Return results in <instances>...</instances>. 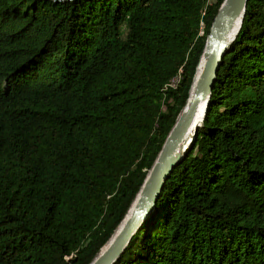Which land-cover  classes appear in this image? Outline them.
<instances>
[{
	"label": "trees",
	"instance_id": "obj_1",
	"mask_svg": "<svg viewBox=\"0 0 264 264\" xmlns=\"http://www.w3.org/2000/svg\"><path fill=\"white\" fill-rule=\"evenodd\" d=\"M223 2L0 0V264L93 262L186 107ZM227 51L116 264H264V0Z\"/></svg>",
	"mask_w": 264,
	"mask_h": 264
},
{
	"label": "water",
	"instance_id": "obj_2",
	"mask_svg": "<svg viewBox=\"0 0 264 264\" xmlns=\"http://www.w3.org/2000/svg\"><path fill=\"white\" fill-rule=\"evenodd\" d=\"M247 6L248 0H224L211 27L201 58L205 60L204 68L194 79L185 109L168 135L128 214L91 264H116L143 223L155 211L157 200L167 179L181 162L196 137L198 127L202 124L195 125V118L202 103H205L204 120L219 67L228 52L227 48L241 29ZM239 19L241 25L234 32ZM192 127H195V131L190 136Z\"/></svg>",
	"mask_w": 264,
	"mask_h": 264
},
{
	"label": "bare ground",
	"instance_id": "obj_3",
	"mask_svg": "<svg viewBox=\"0 0 264 264\" xmlns=\"http://www.w3.org/2000/svg\"><path fill=\"white\" fill-rule=\"evenodd\" d=\"M240 25H241V20L239 19L237 21L236 28H235V31L234 32H236V29H238L240 27ZM201 61H202V63L200 62L201 65L199 64L200 68H198L199 69V73L197 72V75H196L197 77L202 72V70L204 68L205 60L204 59H201ZM204 112H205V103H202L200 105L199 111H198V113L196 115V118H195V125L202 123ZM200 119H201V121H200ZM194 131H195V127H192L190 129V132H189L190 136H192V134L194 133Z\"/></svg>",
	"mask_w": 264,
	"mask_h": 264
},
{
	"label": "built area",
	"instance_id": "obj_4",
	"mask_svg": "<svg viewBox=\"0 0 264 264\" xmlns=\"http://www.w3.org/2000/svg\"><path fill=\"white\" fill-rule=\"evenodd\" d=\"M178 80H179V77L173 79L171 85H172V86H175V85L177 84Z\"/></svg>",
	"mask_w": 264,
	"mask_h": 264
},
{
	"label": "rangeland",
	"instance_id": "obj_5",
	"mask_svg": "<svg viewBox=\"0 0 264 264\" xmlns=\"http://www.w3.org/2000/svg\"><path fill=\"white\" fill-rule=\"evenodd\" d=\"M201 63H202V62H201ZM200 65H201V64H200ZM199 68H200V67H199ZM198 73H199V72H198ZM200 121H201V119H200ZM200 121H199V122H200Z\"/></svg>",
	"mask_w": 264,
	"mask_h": 264
}]
</instances>
